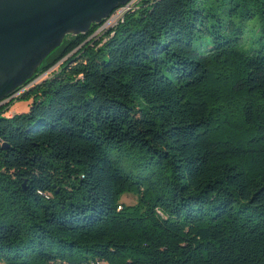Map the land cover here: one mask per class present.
Instances as JSON below:
<instances>
[{"label": "trees", "instance_id": "1", "mask_svg": "<svg viewBox=\"0 0 264 264\" xmlns=\"http://www.w3.org/2000/svg\"><path fill=\"white\" fill-rule=\"evenodd\" d=\"M100 26L0 106V264H264V0Z\"/></svg>", "mask_w": 264, "mask_h": 264}, {"label": "water", "instance_id": "2", "mask_svg": "<svg viewBox=\"0 0 264 264\" xmlns=\"http://www.w3.org/2000/svg\"><path fill=\"white\" fill-rule=\"evenodd\" d=\"M130 1L0 0V106L67 36L87 34Z\"/></svg>", "mask_w": 264, "mask_h": 264}, {"label": "rangeland", "instance_id": "3", "mask_svg": "<svg viewBox=\"0 0 264 264\" xmlns=\"http://www.w3.org/2000/svg\"><path fill=\"white\" fill-rule=\"evenodd\" d=\"M258 27H259V23H258V20L256 18L252 19L251 21H249L246 24V30H247L248 35L240 41V46L242 47V49L247 50L249 48L250 37L254 34V32L257 31ZM93 35L95 36V34H93ZM94 36H92V37H94ZM55 70H56V67H54L50 71L44 73L43 75L38 77L36 81H34L32 84H30V86H32L34 84L41 83L42 81H44L45 79H47L51 75L52 71H55ZM32 100H33V97L31 94L29 96H25L24 98L13 100L9 106V112L6 114V116H9V115L14 114V113L21 114V113L28 112L29 107L32 104ZM8 101L9 100L3 102V104L7 103ZM136 202H137V198L133 195H123L121 197V204L123 206H132V205H135Z\"/></svg>", "mask_w": 264, "mask_h": 264}, {"label": "built area", "instance_id": "4", "mask_svg": "<svg viewBox=\"0 0 264 264\" xmlns=\"http://www.w3.org/2000/svg\"><path fill=\"white\" fill-rule=\"evenodd\" d=\"M138 2V0H131L129 3H127L124 6L119 7L117 10H115L108 19H106L100 26L99 30L95 32V36H99V34H102L103 32H106L107 30L113 28L116 26L119 22L123 20V16L126 12L130 11L135 4ZM107 26V27H106ZM94 36V35H92ZM90 37L93 38V37ZM94 36V37H95Z\"/></svg>", "mask_w": 264, "mask_h": 264}, {"label": "bare ground", "instance_id": "5", "mask_svg": "<svg viewBox=\"0 0 264 264\" xmlns=\"http://www.w3.org/2000/svg\"><path fill=\"white\" fill-rule=\"evenodd\" d=\"M36 80H37V79H36ZM36 80H35V81H36ZM33 82H34V81H33ZM33 82H32V83H33ZM32 83H31V84H32ZM29 86H30V84H29L27 87L29 88ZM27 87L23 88V90L27 89ZM23 90H22V91H23Z\"/></svg>", "mask_w": 264, "mask_h": 264}]
</instances>
